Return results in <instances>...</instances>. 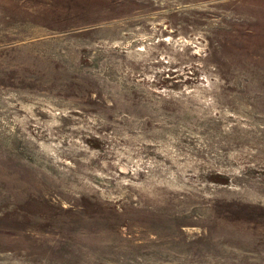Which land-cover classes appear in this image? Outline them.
I'll return each mask as SVG.
<instances>
[{
  "label": "rangeland",
  "instance_id": "rangeland-1",
  "mask_svg": "<svg viewBox=\"0 0 264 264\" xmlns=\"http://www.w3.org/2000/svg\"><path fill=\"white\" fill-rule=\"evenodd\" d=\"M0 264H264V0H0Z\"/></svg>",
  "mask_w": 264,
  "mask_h": 264
}]
</instances>
